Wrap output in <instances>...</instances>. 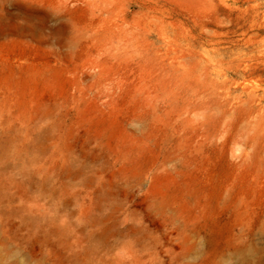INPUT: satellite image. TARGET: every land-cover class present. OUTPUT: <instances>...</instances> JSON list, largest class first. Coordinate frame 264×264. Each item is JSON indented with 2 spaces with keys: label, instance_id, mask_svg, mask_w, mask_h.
<instances>
[{
  "label": "rangeland",
  "instance_id": "374dc122",
  "mask_svg": "<svg viewBox=\"0 0 264 264\" xmlns=\"http://www.w3.org/2000/svg\"><path fill=\"white\" fill-rule=\"evenodd\" d=\"M0 264H264V0H0Z\"/></svg>",
  "mask_w": 264,
  "mask_h": 264
},
{
  "label": "bare ground",
  "instance_id": "6f19581e",
  "mask_svg": "<svg viewBox=\"0 0 264 264\" xmlns=\"http://www.w3.org/2000/svg\"><path fill=\"white\" fill-rule=\"evenodd\" d=\"M23 30H22V32L24 33V34H27L28 32H30V36H33L34 35V33H36V32H38V30L35 28V27H33V26H25V27H23L22 28Z\"/></svg>",
  "mask_w": 264,
  "mask_h": 264
}]
</instances>
